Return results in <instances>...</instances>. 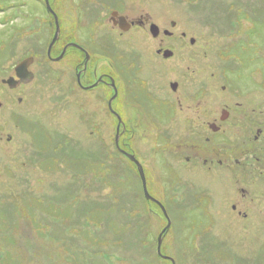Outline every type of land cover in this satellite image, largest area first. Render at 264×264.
Returning a JSON list of instances; mask_svg holds the SVG:
<instances>
[{
	"label": "rangeland",
	"instance_id": "374dc122",
	"mask_svg": "<svg viewBox=\"0 0 264 264\" xmlns=\"http://www.w3.org/2000/svg\"><path fill=\"white\" fill-rule=\"evenodd\" d=\"M99 1L88 0L87 7L85 0H50L61 11L68 4V12H62L68 40H81L94 57L98 48L90 37L95 24L84 20L93 7L101 8L105 16L108 8L99 5L102 2L115 4L119 10L126 4L140 14L150 13L154 21L161 14L165 17L162 28L170 30L174 20L178 34L186 33L185 40L172 42L169 49L174 56L164 72L169 90V83L180 84L177 97L182 106L176 120L170 121L178 113L176 104L158 108L134 83V102L128 110L140 112L135 108L142 104L149 118L136 129L127 122V134L120 135L122 149H133L145 170L149 194L163 204L171 220L162 256L176 264H264V214L260 218L256 213L264 212V165L259 162L261 170L253 167L246 172L238 166L208 168L202 156L197 160L187 148L199 140L194 136L196 125L204 131L202 120L210 118L208 105L203 104L234 103L233 96L221 91L222 86L240 88L247 103L261 98L264 110V0ZM0 3V9L6 10L0 12V24H5L0 26L1 82L15 74L23 53H31L30 45L41 49L47 37L42 34L35 42L18 33L21 26L40 22L28 19L29 15L46 20L43 0ZM137 40L146 52L155 51L157 44L149 34L137 30L128 37L129 42L137 44ZM78 61L77 55L69 53L61 62L48 63L39 83L27 90L11 91L0 84V101L7 104L5 112L0 110L7 122L0 132L15 137L12 144H0V164L8 165L0 170V263L172 264L157 252L158 236L167 227V219L156 203L146 200L137 165L116 150L115 120L100 102L85 101L86 94L75 86ZM62 76L63 84L54 80ZM199 87L207 95L195 122L188 93ZM252 90L253 95L247 94ZM101 94L104 99L109 95ZM19 97L24 104L18 103ZM22 109L48 128L39 124L16 128L12 120ZM91 111L100 115L98 120L85 114ZM132 131L136 133L130 137ZM263 137L264 133L259 141ZM33 151L37 158L22 166ZM193 184L198 185L196 190L186 193ZM234 193L238 198L230 203ZM232 204H238L237 211H246L248 219L239 218Z\"/></svg>",
	"mask_w": 264,
	"mask_h": 264
},
{
	"label": "flooded vegetation",
	"instance_id": "af4514ba",
	"mask_svg": "<svg viewBox=\"0 0 264 264\" xmlns=\"http://www.w3.org/2000/svg\"><path fill=\"white\" fill-rule=\"evenodd\" d=\"M100 1L102 2V0ZM44 5L46 20L29 15L27 17L28 19H32L33 21L36 20V22L37 19H39L40 22L37 25L21 26L18 32L21 38L33 39L35 42L40 41L42 34H45L47 37L46 44L43 48L38 49V45H30L31 47H29V49L31 53H26L28 50L24 52L22 59L17 64L19 65L27 61V70L32 75H23V79L16 89H10V87L4 83V80L9 78H14L16 81H19L16 74L8 75L7 78H2L0 84L11 91L19 88H25L27 90L31 87L30 85L36 86L39 83L42 69L43 73L44 69H49L48 63L61 62L66 59L69 53H73L79 58L74 68L75 86L78 88V91H82L86 94L87 97L85 101H91L92 103L100 102L101 104H99V106L103 105V108L105 110L107 109L106 113L117 123L116 133L121 132V135L127 134L128 129L125 126L127 122L134 123V128L136 129L139 122L149 118V115L143 112L140 107L143 106L142 104H137L138 107L135 108H138L140 112L131 113L128 110L129 107L132 106V102H134V83H139L141 85L145 92V96L150 98L158 108H163V106H167L168 104L173 107L174 104H176L178 106V113H175L170 121L176 120L175 118L181 112L182 106L180 97H177V95L181 94L180 84L178 82H172L177 84V88L176 90L171 88L169 90L168 83H164L166 62L174 56L172 55V57L169 58L165 57L164 52L171 51L169 48L173 41L177 42L179 39L185 40L186 37V33L184 32L180 35L178 34L176 30L178 23L176 21H170L169 30L161 27L160 24H162V20L165 19L161 14L159 15L160 20L154 21L150 13L144 12L140 14L138 10H134L126 4L123 7L125 9L119 10L115 4L109 6L110 3L105 5L102 2V4L100 3L99 5L103 6L105 9L108 8L106 9L107 13L105 16L101 15L99 12L101 8L93 7V9L87 12L84 20L85 22H92V24H95L90 37V42L98 48V55L94 57L87 44L83 43L81 40H68V29L65 28L62 19V12H68V4L63 6V11L55 9L50 4V0V9L45 1ZM89 5L88 0H85V6L90 7ZM5 11L4 9H0V12ZM155 15H158V13H155ZM1 25L5 26L4 23H1L0 26ZM152 25L158 27V33L155 37L151 34ZM125 28L127 31L124 30ZM57 30H59L58 34ZM137 30L149 34V36L153 38L157 44L155 51L146 52L142 46H138L140 43L139 40H137V44L136 41H128L130 34ZM56 36L57 40L52 46L49 54V47ZM121 42L129 43V45L120 46ZM104 57L107 59V62H103ZM155 63L157 65H155ZM61 74L65 75V72L63 71ZM64 79L65 77L62 76L58 78V80H56V78L54 80L63 84L65 82ZM172 83H169V86ZM221 91H227L228 93H226V95L229 94L233 96L234 103L223 104V101L220 100L218 106L214 105L211 100L212 103L203 104V107L208 105L205 109L211 112L210 118H204L202 120L204 131L201 129L202 125H196L194 136H197L199 140L198 142L195 140L193 142L194 144L189 147L187 146V148L192 149L195 153H193L194 157L197 160L199 156H202L203 164L207 165L208 168L217 165L220 167H228V169H232V166L235 169V167L238 166L242 167L245 172L247 168L253 167L261 170L259 162L264 165V159H262V156L264 157V147H261L264 137L259 141L260 135L264 133V110L261 98H258L256 103H254V101H252V103H247V100L243 99L245 97L241 98L243 91L240 88L222 86ZM253 91L254 90L248 91L247 94L253 95ZM101 92H108V97L104 99ZM206 92V89L199 87L197 90L193 91V93H188L190 97L188 99L192 103L189 109H192L191 111L194 112L191 118L195 120V122L197 118H200V113L203 110L199 108H202L201 101L203 100L202 98L207 95ZM72 93L74 92H71V94ZM88 94L92 95L88 96ZM258 94H261L260 90ZM23 100V97H19L18 103L24 104ZM4 102H6V100H4ZM4 102L2 104L0 101V110H4L5 112L7 104ZM145 106L151 108V103H147ZM217 106L218 108L220 106L222 107L217 109ZM85 114L92 120H98L100 117L95 111ZM157 117L162 118L163 116L161 114ZM12 121L18 129L27 125L34 126L35 124L48 128L42 120L31 117L27 109H22L19 113L16 112ZM3 122H5V120H3L1 116L0 129H3ZM6 123L7 122H5V124ZM0 133L1 147H3L4 144L13 143L15 139L13 134L8 133L4 135L2 131ZM135 133V131H132L130 137ZM121 138L122 136L120 137L119 148L129 155H133L138 160L133 149L130 151L122 149ZM116 150L121 153L117 147ZM35 153L36 152L33 151V153L30 154L31 156L27 159L29 162L25 160L22 166H28L32 159L35 160V158H37ZM1 158L2 156L0 155V159ZM6 166L8 165L2 161L0 170H4ZM196 169H198V167H196ZM232 174L237 175L238 173L232 172ZM261 183H264V181H261ZM197 186V184H193L191 190L186 191V193L191 194L196 190ZM241 191L244 192L243 190ZM236 197L238 198L236 193L232 194L229 198L231 199L229 202L231 203L234 201ZM238 202H240V200H238ZM220 205L222 206V202H220ZM236 206H238V204H232L230 207L231 210L234 212L235 210L237 211ZM243 211L244 210L237 211L236 214H238L239 218H245L244 220H246L249 215L246 211ZM256 213L260 218V215L264 214V212H260L259 210L256 211ZM220 263L229 264L225 261H220Z\"/></svg>",
	"mask_w": 264,
	"mask_h": 264
},
{
	"label": "water",
	"instance_id": "95a60500",
	"mask_svg": "<svg viewBox=\"0 0 264 264\" xmlns=\"http://www.w3.org/2000/svg\"><path fill=\"white\" fill-rule=\"evenodd\" d=\"M44 1L47 3L48 8L50 9V7H49V0H44ZM124 30L127 31L126 28ZM58 31L59 30H57V34H58ZM157 33H158V27L156 25H152V27H151V34L155 37L157 35ZM56 40H57V36L53 39V41H52V43H51V45L49 47V50H48L49 51L48 52L49 54H50L51 48L54 45V43L56 42ZM194 42H195V40H191V43L192 44H194ZM172 55H173V53L171 51H165L164 52V56L165 57H168L169 58V57H172ZM27 63H28L27 61H24V62L20 63L19 65H17L16 68H15V74H16V77L19 78V81H16L14 78H9L7 80H4V83H6L11 89H15V88H17L20 85L21 80L23 79V75L31 74L27 70V67H28L27 66ZM170 86H171V89H173V90H176V88H177V84H175V83H172ZM119 135L120 134L118 132L117 133V136H116V139H115L116 140V143H115L116 144V147L120 150L121 153H123L126 156H128V158L137 165L138 171H139V175H140V179H141V182H142L144 196H145L146 200L152 201V202L156 203L160 207V209L162 210L163 215L165 216V218L167 219V222H168L167 227L161 232V234L158 237V246H157L158 255L160 257L164 258V259H168L169 261H171L172 264H176L175 261H174V259L169 258V257H164L161 254V247H162V243H163L164 234L171 227V220H170V218L168 216V213H167L165 207L158 200H156L155 198H153L149 194V191H148V188H147L146 177H145V174H144V169H143L142 165L139 163V161L136 160V158L134 156L127 154L126 152L122 151L119 148Z\"/></svg>",
	"mask_w": 264,
	"mask_h": 264
}]
</instances>
